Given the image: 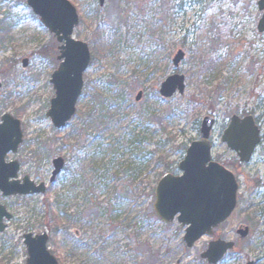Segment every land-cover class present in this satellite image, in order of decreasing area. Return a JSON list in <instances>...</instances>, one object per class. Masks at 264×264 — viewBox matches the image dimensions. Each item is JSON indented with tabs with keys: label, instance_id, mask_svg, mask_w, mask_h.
I'll list each match as a JSON object with an SVG mask.
<instances>
[{
	"label": "rangeland",
	"instance_id": "obj_1",
	"mask_svg": "<svg viewBox=\"0 0 264 264\" xmlns=\"http://www.w3.org/2000/svg\"><path fill=\"white\" fill-rule=\"evenodd\" d=\"M68 1L77 8L81 20L75 40L88 44L92 54L94 34L99 31L103 53L84 74L75 117L64 129L56 130L46 114L55 95L50 81L60 65L61 45L37 17L31 16L25 1L0 0L1 12H10L13 18L0 31L5 40L0 49V73L5 83L0 90V123L8 114L21 122L23 132L18 152L10 153L6 161L20 163L19 181L28 177L35 185L46 186L44 195L26 197H4L0 191V205L13 216L0 233V264H27L24 236L44 233L50 237L48 248L59 264H207L201 254L211 237L189 249L184 242L185 229L177 220L164 224L154 212L155 189L167 174L164 168L169 166L172 175H182L178 165L191 143L199 140L206 117L216 121L211 135L212 159L228 168L239 182L238 207L216 230V237L234 241L242 252L228 253L220 264H264V35L257 30L262 17L260 0H217L212 11L221 28L209 38L208 24L200 21L206 17L194 12L185 19L177 17L173 25L165 24L152 34L150 14L143 16L137 0H106L103 7L98 0ZM11 24L13 27L7 29ZM117 28L121 34L114 38L109 30ZM218 35L223 42L210 47L209 42ZM183 37L185 48L180 45ZM180 50L185 59L175 70L173 59ZM25 60L27 68L23 67ZM175 73L185 77V93L169 100L154 97ZM87 83L90 90L85 95ZM109 83L124 90L136 108L125 109L118 116L120 103L109 102L105 106L109 118L104 124L80 132L78 113H86L94 90H108ZM114 90L107 93L109 98L116 97ZM140 92L143 98L136 103ZM140 106L148 110L147 115L171 109V120L150 123L146 114L136 116ZM247 115L256 119L261 143L251 162L239 166L237 154L221 142V137L234 116ZM76 130L77 136L72 137ZM183 145L185 151L179 149ZM43 146L48 152H40ZM56 158L65 161V169L51 183ZM234 162L237 165L232 168ZM53 215L60 222L56 233ZM240 226L250 228L244 240L236 235Z\"/></svg>",
	"mask_w": 264,
	"mask_h": 264
},
{
	"label": "water",
	"instance_id": "obj_2",
	"mask_svg": "<svg viewBox=\"0 0 264 264\" xmlns=\"http://www.w3.org/2000/svg\"><path fill=\"white\" fill-rule=\"evenodd\" d=\"M41 24L56 38L61 45L58 61L60 65L52 74L50 83L55 91L46 116L54 129H64L75 117L79 98L84 90V74L89 69L92 57L88 44L76 41L75 29L80 24L76 7L68 0H24ZM106 0H98L101 7ZM262 13L257 30L264 35V0L258 2ZM185 59L180 50L173 59L175 70H178ZM28 62H23L27 68ZM186 90V79L183 75L173 74L161 85V98L169 100L175 95H183ZM143 98L140 92L135 101ZM0 124V191L4 197L44 195L45 184L35 185L28 177L18 180L20 164L17 161L6 162L10 153L16 154L23 143L21 122L10 115H4ZM215 127V119L206 117L201 123L199 140L189 146L185 159L179 163L182 175H164L155 189L154 211L165 224L175 220L185 228L184 242L191 249L205 236H214V231L226 223L238 205L239 184L236 176L223 165L213 161L210 141ZM221 141L239 157V166L251 162L261 143V131L254 117L240 118L234 116ZM54 171L51 183L63 172L65 162L62 158L53 161ZM13 216L0 205V233L4 232V221H11ZM237 234L241 239L249 235L248 227H241ZM49 235L26 234L24 245L27 249V264H59L49 248ZM235 249V243L216 239L209 242L201 259L208 264H219L226 254ZM247 264H256L250 261Z\"/></svg>",
	"mask_w": 264,
	"mask_h": 264
},
{
	"label": "trees",
	"instance_id": "obj_3",
	"mask_svg": "<svg viewBox=\"0 0 264 264\" xmlns=\"http://www.w3.org/2000/svg\"><path fill=\"white\" fill-rule=\"evenodd\" d=\"M217 0H137V4L140 6L139 10L141 11V13L143 14V16L150 14V28H151V33L155 34L156 31H158V28H162L165 24L167 25H173V22L176 20L177 17H181L183 19H185L188 14L190 12H194L200 15H204V17H206L205 19L200 18V21L205 22L208 24V31H209V36L214 35L215 32L214 31H219L221 27H219L218 25V18L216 17L217 14L213 13L212 11V7L214 5V3ZM147 7H149L147 12H144V9H146ZM147 13V14H146ZM10 12L7 13H2L1 12V8H0V16H2L3 19L0 20V31L4 30L3 28L6 26L7 21L12 20V16L10 15ZM31 16L33 18L36 19V17L30 13ZM17 19V17H16ZM81 22V20H80ZM210 25V26H209ZM8 27V25H7ZM13 26L11 24L10 27H8L7 29H11ZM109 34L111 36H113L114 38H117L120 36L121 34V30H119V28L115 29V30H109ZM186 37V36H185ZM185 37H183L184 39L181 42V47L185 48L186 47V39ZM217 37L215 40H211L209 42L210 47H213L221 42H223V40L218 36H213ZM3 38H0V49L3 45ZM103 40L101 34L99 33V31H97L94 34V39H93V48H92V64L94 65L95 63L98 62L99 60V56L102 55L103 53V48L101 45V41ZM120 42V41H118ZM114 50V48H113ZM106 88L108 90L99 88L94 90L93 93H95L94 99L92 98V104L91 106L87 109V112L80 115V113H78V115L80 116V118L82 119L81 121V127L83 128V131L81 130L80 132H84L87 133L89 130H91L95 125H101L104 124V122L107 120V118H109V113L107 112L106 109V105L109 102L115 103V104H119L120 106H118V113L117 115L119 116L120 113H124L125 109L129 110L132 109L133 107L136 108V106H134L130 101L129 98L127 97V94L125 93L124 90H118L117 88V84L116 83H109L107 84ZM115 88L114 90V95L116 97H108V92H112L110 91V89ZM117 89V90H116ZM90 90L89 84L87 83L86 86V90H85V95L88 94V91ZM154 97H156L157 99H161L159 94H155L154 93ZM130 103L132 105V107L130 106ZM129 104L128 108H125V106ZM148 110H146L144 108V106H140L138 107V110H136V116L139 118H143L146 114V116H149L150 123H158V124H162L165 123L169 120H171V109L163 112L160 115H156L155 112L147 115ZM165 129V128H163ZM79 130L77 131H73L72 133V137L77 136ZM80 135V134H79ZM78 135V136H79ZM179 149H184V151L186 150V145L180 146ZM40 152L46 153L48 152V149L45 148L44 146L42 147V149L40 150ZM237 165V162H234L232 164V168ZM166 173H170L171 174V167L166 166L164 168ZM162 176V175H161ZM48 207V206H46ZM53 221L56 223L55 224V228L53 229L54 232L56 233L57 230L59 229L60 226V222L57 219V217L55 215H53ZM51 228V227H50ZM217 235V234H216ZM235 252H242L238 247L235 249ZM70 256H74L73 253L70 254Z\"/></svg>",
	"mask_w": 264,
	"mask_h": 264
},
{
	"label": "flooded vegetation",
	"instance_id": "obj_4",
	"mask_svg": "<svg viewBox=\"0 0 264 264\" xmlns=\"http://www.w3.org/2000/svg\"><path fill=\"white\" fill-rule=\"evenodd\" d=\"M4 87H5V83H4V81L2 80V77H1V73H0V90H3L4 89ZM1 120H2V118H1ZM20 164V163H19ZM242 226H240L239 228H238V230L241 228ZM243 227H247V226H243ZM249 228V227H248ZM237 230V231H238ZM237 231H236V235L241 239V237L237 234ZM216 233V232H215ZM249 235H250V228H249ZM248 235V236H249ZM214 237H215V234H214ZM215 239V238H214ZM216 239H218V238H216ZM219 239H222V240H225V239H223V238H219ZM246 239V238H245ZM242 240H244V239H242ZM226 241H228V240H226ZM232 242H234V241H232ZM235 243V242H234ZM235 247L237 248V245H236V243H235ZM256 262V264H258V262L257 261H255Z\"/></svg>",
	"mask_w": 264,
	"mask_h": 264
}]
</instances>
